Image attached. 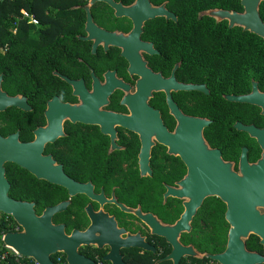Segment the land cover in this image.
Wrapping results in <instances>:
<instances>
[{
    "label": "water",
    "instance_id": "obj_1",
    "mask_svg": "<svg viewBox=\"0 0 264 264\" xmlns=\"http://www.w3.org/2000/svg\"><path fill=\"white\" fill-rule=\"evenodd\" d=\"M95 1H101L110 6L115 16H126L133 22V30L126 35L120 33L108 34L113 44L122 48V54L133 64L140 59L139 48L152 52L151 44L141 43L137 39L143 22L154 15L172 17L162 6L154 7L149 0H135L131 5L124 6L114 0H88L84 6L87 13L86 24H91L89 7ZM262 0H239L241 12L223 9H207L199 12L198 17L207 16L220 22L226 20L228 27L238 26L260 37L264 42V21L259 16V4ZM132 41V42H131ZM138 75L135 89L130 93L125 90L122 103L128 109V114L105 113L99 111V119L104 118L109 126L100 130L109 134L110 149L115 146V126H121L138 136L140 142L137 154L141 175H150V151L155 143L163 145L166 153L178 157L186 171L174 188H167L166 195H171L182 202L183 210L172 223L162 222L156 215L142 213L138 209H130L123 205L119 207L134 213L146 225L149 233L164 239L170 246V251L155 263L170 261L180 264L182 258H208L217 264H264V254L248 250L246 240L250 235L258 238L264 247V126L256 128L253 125L235 123V127L246 132L257 143L260 154L256 161L248 162L243 147L239 156L237 169L234 163L221 157L218 149L210 147L203 135V129L209 120L201 117L185 115L176 106L166 91V103L169 114L176 121L175 127L169 131L162 123L159 111L149 105L152 94L160 89L161 77L152 73L141 63L133 70ZM0 74V112L8 107L27 111L30 109L26 97L21 94L8 95L1 87ZM173 90H200L207 92L204 85L175 83ZM111 91V90H109ZM225 99L254 105L264 116V92L257 88L255 81L251 82V91L243 95H226ZM76 106L61 103L56 97L47 102L45 115L47 125L35 130V138L29 142H21L17 133L6 137L0 135V213L9 215L18 225L19 230L9 231L1 236L2 244L21 257H27L35 264H54L51 255L62 253L67 264H95L78 253L81 246L109 247L102 257L109 264H128L122 261L119 253L121 248H138L153 251L138 234L125 233L116 226L115 220L106 213L85 210L90 218V224L84 230L73 229L66 233L63 224H56L52 216L64 209L68 200L43 208L40 214L34 210V203L15 200L8 195L10 184L5 176L4 165L14 163L28 171L36 179L61 186L69 197L82 193L94 198L88 184H80L68 178L50 155H43V146L61 135V131H53L51 127L64 118L79 120ZM208 197L218 198L224 205V220L228 225L226 242L221 252L215 254L201 253L191 244H182L180 235L189 232L192 220L202 202ZM114 201V200H111Z\"/></svg>",
    "mask_w": 264,
    "mask_h": 264
},
{
    "label": "flooded vegetation",
    "instance_id": "obj_2",
    "mask_svg": "<svg viewBox=\"0 0 264 264\" xmlns=\"http://www.w3.org/2000/svg\"><path fill=\"white\" fill-rule=\"evenodd\" d=\"M114 1L120 2L124 6H128L131 5L135 0H130L125 4L122 3L121 0ZM87 2L88 0H84V2L81 4L79 3L70 6L69 9L72 10L70 14L71 20L67 23L65 29L58 32L60 34L67 31L71 32L72 42H70L68 44L70 46L65 47L66 50L62 53H59L57 59H55L56 69L51 71V75L56 78L54 82L55 85H53L56 86L55 92L43 102L42 107H39V105L35 106L30 104L26 100L30 109L25 112H30L32 115L31 123L28 126L29 137L26 140L20 139L22 131L21 128L10 131L5 135H0L6 137L10 134L17 133L21 142L32 141L35 138V130L47 125L45 110L49 100H51L53 97H56L61 103L76 106L75 108L77 113L80 115V119L72 121L69 118H64L57 122L56 125H53L51 129L53 131H61L62 134L57 136L53 141L46 142L43 146L42 153L43 155H50L55 163L61 166L62 171L68 178L80 184H88L90 193L95 197L92 199L86 194L82 193H77L69 197L67 191L63 188L67 197L65 199L59 200L55 204L66 200H68L69 203L64 209L53 214L52 221L56 224H63L64 230L67 234L73 229L84 230L90 224V218L85 210V207L89 205L90 211L97 212L100 210L101 212L112 217L116 222L117 228L124 230L125 233H122V237H124L126 233L138 234L154 248L153 251H146L138 248H121L119 253L122 256V261L124 263H170V261L155 263L158 259L169 253L170 246L167 244L169 246V251L164 252L161 247V237L150 234L146 225L137 215L122 210L118 204L133 210L138 209L142 213L150 212L156 215L162 221V219L156 213L147 209V203L156 201L158 199L160 200L161 206L157 207V209L162 213L171 212L174 208H179L177 217L172 221L174 222L183 210L181 203L182 201L172 197L171 195L165 196V193L167 192V188H174L177 186V182L185 174L186 168L178 157L168 155L166 153V148L163 145L155 143L150 151V175H141L137 158L140 148L138 136L121 126H115L114 142L116 147L110 149V135L103 133L100 130V123L104 128H107L109 126V122L104 118L99 119V111H103L105 113L110 112L128 114L127 107L124 103H122L125 90L119 85L126 87L130 93H133L135 89V82L138 79V75L134 73L133 70L136 65L137 67H140L141 63H144L145 67L148 68L152 73L158 74L161 77L160 89L152 94V97L154 94H156V103L158 107H153L150 104L152 97L149 100V105L159 111L162 123L169 131L174 129L176 121L169 114L166 103V91L169 92L170 98L182 111V113L194 117L201 116H195L186 113L179 106L178 101H181V104L184 107H192L195 104V95H182L180 93L196 91L208 95L209 91L203 82L191 81L186 75H182L180 72H178L180 60H176L177 54L162 53L160 51V43L165 42L170 31L173 33L177 28V0H149L150 4L154 7L162 6V10H164L166 14L173 16V18L167 17L165 14L154 15L143 22L137 39L141 43L151 44L153 51L146 52L139 48L138 56L140 59H136V61L131 64V67L130 61L122 54V48L116 44H113L111 39L108 37V34H129L133 30L132 20L126 16H115L114 11L110 6L104 2L95 1L89 7V14L91 16L92 23L86 24L87 13L84 6ZM223 10L241 12L242 7L241 10ZM199 12L201 11H198L196 14L197 19L202 17H198ZM79 17L82 18L81 23L77 22V18ZM222 21H225L226 27L228 29L238 27H228L227 21ZM252 81L253 80H251V82ZM175 83L204 85L207 92L200 90H173L172 87ZM250 91L251 86L250 90L243 94H247ZM243 94L229 93L222 94L221 97L226 102L234 103L233 109L235 108L236 110L237 103H247L230 101L225 99L224 96ZM250 106L255 107L257 110L255 112V118L248 114V112H245L246 115L236 112V118L234 117L228 123L230 134L232 137H235V139H238L239 137L253 139L249 137L246 132L237 129L235 127V123H240L242 125H253L256 128H262L264 126V116L260 114V109L254 105ZM230 110L232 111L231 107ZM208 120L209 125L211 120ZM5 124L6 123L0 119V126ZM207 126H205L203 129V135ZM208 135L210 136L211 132H208ZM133 137L136 138L137 143L134 160H126L124 159V156H126L127 152H125L126 146L124 143H127V139H131ZM204 138L210 147L219 150L221 157L224 160L234 163V169H237L239 156L243 147L247 149L246 156L248 162L250 163L256 161L260 154L259 149L258 157L254 160H249L248 148L246 146H240L236 159H225L220 148L218 146H213L205 135ZM156 145L161 146L164 150L162 154H156L157 156H154V160L157 158V164H151V152ZM147 178L151 179L147 180ZM74 196L78 198V205H80L78 208L76 207V204L72 203V198ZM151 208L154 209L155 207ZM67 222L79 224V226L71 227L69 231H66ZM191 231L192 227L191 230L186 233L189 234ZM189 238H192V236L189 235ZM108 250L109 247L107 245H104L101 248L94 246H81L78 248V253L93 261L95 264H109L108 261H104L102 259ZM98 257H100V260ZM57 258L60 259L59 256ZM62 263L67 264L66 261Z\"/></svg>",
    "mask_w": 264,
    "mask_h": 264
},
{
    "label": "trees",
    "instance_id": "obj_3",
    "mask_svg": "<svg viewBox=\"0 0 264 264\" xmlns=\"http://www.w3.org/2000/svg\"><path fill=\"white\" fill-rule=\"evenodd\" d=\"M121 1L125 4L130 0ZM83 2L84 0H0V74L3 76L2 89L8 95L21 94L30 104L42 107L43 102L55 92L56 86L53 85L56 78L51 75V71L56 69L55 59L72 42L71 32L60 34L58 29L71 20L70 6ZM176 4L177 28L173 33L170 31L165 42L160 43V51L177 54L176 60H180L178 72L186 75L191 81L203 82L209 91L208 95L196 91L180 93L194 94L195 104L188 108L178 101L179 106L186 113L211 120L204 130V135L213 146L220 148L225 159H236L240 146L248 148L249 160L256 159L259 153L256 142L247 137L235 139L228 128V123L236 118V112L243 115L248 112L255 118L256 108L237 103L235 110L234 103L226 102L221 95L246 93L250 90L251 80L257 83L260 91H264L263 40L238 27L228 29L225 21L215 23L207 16L196 18L198 11L209 8L241 10L238 0H177ZM21 9L34 16L37 24L23 17ZM259 16L264 21V0L259 4ZM81 21L82 18H77L78 23ZM156 102L157 98L154 94L150 104L158 107ZM31 116L30 112L15 107L6 108L0 112V119L6 123L0 126V134L5 135L21 128L20 139L26 140L29 137L28 126L31 123ZM208 132H211L210 136ZM124 144L127 152L124 159L134 160L136 138L127 139V143ZM163 150L159 145L152 149L151 164H157V158L154 160V156L162 154ZM4 168L6 179L10 184L8 195L15 200L33 201L37 214L45 206L55 204L67 197L63 188L38 180L15 164L7 163ZM72 203L76 204L77 208L80 207L76 196L72 198ZM159 206L161 204L158 199L147 203V209L156 213L164 222H172L177 217L179 208L162 213L157 209ZM224 211L225 205L218 198H206L192 220V231L189 234H181V243H191L199 252L209 254L221 252L228 229L224 220ZM16 226L10 216L5 219V215L0 213V252L6 250L2 245L1 236L6 232L14 231ZM74 226L78 227L79 224L67 222L66 231ZM189 235L192 238H189ZM160 239L162 250L168 252L169 246L163 238ZM245 244L248 250L264 254V248L259 244L256 236L250 235ZM58 256L59 261L65 262L64 254L55 253L50 257L54 264H59L56 261ZM98 258L100 260V257ZM0 264L35 263L30 258L16 256L11 251H7V257L0 260ZM180 264H216V262L208 258L199 260L185 257L181 259Z\"/></svg>",
    "mask_w": 264,
    "mask_h": 264
},
{
    "label": "built area",
    "instance_id": "obj_4",
    "mask_svg": "<svg viewBox=\"0 0 264 264\" xmlns=\"http://www.w3.org/2000/svg\"><path fill=\"white\" fill-rule=\"evenodd\" d=\"M22 14H23V17H26L29 20V22H31L33 24H37V19L34 16L29 15L27 12H24V11L22 12ZM4 215H5V219H7V217H9V215H6V214H4ZM17 230H19L18 225L15 227V230L14 231H17ZM3 247L6 248L4 245H3ZM7 251H11V250L8 249V248H6L5 251H1L0 252V260H4L7 257ZM11 252L14 255H16V256H19V255L15 254L13 251H11ZM56 261L59 262V264H63L61 261H59V258H56Z\"/></svg>",
    "mask_w": 264,
    "mask_h": 264
},
{
    "label": "rangeland",
    "instance_id": "obj_5",
    "mask_svg": "<svg viewBox=\"0 0 264 264\" xmlns=\"http://www.w3.org/2000/svg\"><path fill=\"white\" fill-rule=\"evenodd\" d=\"M23 11H24V9L20 10V12H23ZM65 27H66V25H62L61 28L58 29V31L60 32L61 30L65 29ZM33 33H31V35H34Z\"/></svg>",
    "mask_w": 264,
    "mask_h": 264
}]
</instances>
